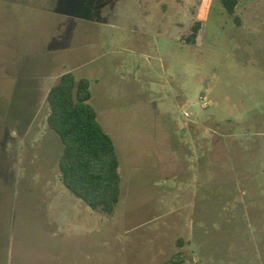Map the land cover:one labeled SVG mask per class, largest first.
I'll return each mask as SVG.
<instances>
[{"label":"rangeland","instance_id":"rangeland-1","mask_svg":"<svg viewBox=\"0 0 264 264\" xmlns=\"http://www.w3.org/2000/svg\"><path fill=\"white\" fill-rule=\"evenodd\" d=\"M69 70L119 158L111 215L61 180ZM170 262L264 264V0H0V264Z\"/></svg>","mask_w":264,"mask_h":264},{"label":"trees","instance_id":"trees-1","mask_svg":"<svg viewBox=\"0 0 264 264\" xmlns=\"http://www.w3.org/2000/svg\"><path fill=\"white\" fill-rule=\"evenodd\" d=\"M220 1L234 15L242 0ZM201 29V22L196 21L184 39L186 44H195ZM91 97L86 78L77 80L71 71L62 74L47 95V123L63 144L59 170L66 189L92 210L111 215L121 198L119 158Z\"/></svg>","mask_w":264,"mask_h":264},{"label":"crops","instance_id":"crops-1","mask_svg":"<svg viewBox=\"0 0 264 264\" xmlns=\"http://www.w3.org/2000/svg\"><path fill=\"white\" fill-rule=\"evenodd\" d=\"M69 71H73V70H69ZM68 71V72H69ZM135 74H139L140 72H139V69H135V71H133ZM60 77V76H59ZM58 77V78H59ZM58 78L56 79V78H54V79H56V81L58 80ZM48 79V78H47ZM47 79H43V81L45 82V83H47L46 82V80ZM94 81H95V83L96 84H98V82H99V80H98V78H95L94 79ZM49 87H50V85H49ZM51 89V87L48 89V92H49V90ZM90 89H91V93H92V86H91V82H90ZM91 104H92V106L95 108V110H96V112H97V109H96V106H95V104H94V99H93V94H92V97H91ZM97 116H98V114H97ZM98 120H99V117H98ZM99 122H100V120H99ZM101 123V122H100ZM103 127V126H102ZM66 188V187H65Z\"/></svg>","mask_w":264,"mask_h":264},{"label":"built area","instance_id":"built-area-1","mask_svg":"<svg viewBox=\"0 0 264 264\" xmlns=\"http://www.w3.org/2000/svg\"><path fill=\"white\" fill-rule=\"evenodd\" d=\"M208 101H206V100H202V106L204 107V108H206V107H208ZM185 116L187 117V118H189L190 117V114L189 113H187V112H185Z\"/></svg>","mask_w":264,"mask_h":264}]
</instances>
